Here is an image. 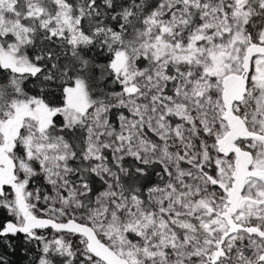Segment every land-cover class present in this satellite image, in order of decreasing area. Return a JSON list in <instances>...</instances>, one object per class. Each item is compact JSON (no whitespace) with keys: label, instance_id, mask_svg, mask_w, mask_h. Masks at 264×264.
<instances>
[{"label":"snow or ice","instance_id":"snow-or-ice-1","mask_svg":"<svg viewBox=\"0 0 264 264\" xmlns=\"http://www.w3.org/2000/svg\"><path fill=\"white\" fill-rule=\"evenodd\" d=\"M0 264H264V0H0Z\"/></svg>","mask_w":264,"mask_h":264}]
</instances>
